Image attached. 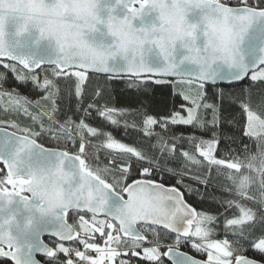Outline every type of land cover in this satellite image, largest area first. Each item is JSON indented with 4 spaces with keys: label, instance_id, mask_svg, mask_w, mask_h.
Here are the masks:
<instances>
[{
    "label": "snow or ice",
    "instance_id": "snow-or-ice-1",
    "mask_svg": "<svg viewBox=\"0 0 264 264\" xmlns=\"http://www.w3.org/2000/svg\"><path fill=\"white\" fill-rule=\"evenodd\" d=\"M5 2L0 0V124L23 134L13 132L0 143V153L10 146L9 155L0 156L7 169L6 175L0 173V211L18 202L29 215L23 227L15 220L17 212L0 218V259L14 264H164L167 257L171 264H264V259L247 255L251 251L264 257V221L237 209L231 194L217 195L225 189L212 175L217 169L238 168L230 161L249 149L244 140L251 139L249 129L257 113L264 114V31L249 37L253 23L264 20V0H198L214 5L225 23L213 57L200 62L198 74L182 75L176 85L181 91L173 92L171 99L163 93L157 97L147 87L152 77L157 84L165 83L163 78L173 76L176 68L159 40L153 43L163 57L162 67H149L141 48L138 58L131 57L132 67L120 73L83 42L79 52L66 53V43L52 24L35 39L38 44L49 33L56 38L60 54L45 63L14 54L15 48L28 47L19 41L22 33L13 31L17 42L7 38V27L16 28L21 6L31 5V11L38 12L37 0H7L15 5L9 9L11 16L3 10ZM151 2L122 0L119 7L125 15L118 24L107 25L114 43L121 41L120 25L131 18L134 26L136 14ZM229 19L239 27L229 25ZM246 39L260 44L261 55L251 65L242 49ZM219 65L240 70L227 89L209 83L222 75ZM246 78L253 83L240 87ZM121 79L128 88L137 86V97L129 100L137 105L134 111L112 102L113 82ZM21 116L27 121L23 126ZM123 116L129 119L121 120ZM178 127L192 131L177 132ZM109 128H123V139ZM37 138L57 147L46 148ZM54 162L58 172L65 164L78 171L82 192L73 203L61 205L55 227L32 230L31 212L43 202L36 200V175L28 173ZM165 180L175 183L166 186ZM185 194L207 203V209L190 206ZM221 232L224 238H217ZM44 235L56 239L45 241ZM185 243L207 259L180 251Z\"/></svg>",
    "mask_w": 264,
    "mask_h": 264
},
{
    "label": "clouds",
    "instance_id": "clouds-1",
    "mask_svg": "<svg viewBox=\"0 0 264 264\" xmlns=\"http://www.w3.org/2000/svg\"><path fill=\"white\" fill-rule=\"evenodd\" d=\"M121 3L122 0H115L113 5L103 9L102 14L101 0H37L35 7L39 9L38 12L31 11V5L21 6L23 11L15 14L16 28L13 31L23 35L35 32L37 38L41 35V29L47 31L50 25L55 24L58 29L56 36L66 43V53L79 52L83 42L101 52L108 66H117L119 61L125 70L132 67L133 55L137 58L140 56L141 48L145 63L148 52L155 48L159 53L154 40H159L166 47L169 62L175 67L183 63L193 66L194 71L187 73L189 75L198 74L200 62L205 57H213L219 29L225 23L224 14L214 5L201 4L198 0H152L142 12L136 14L140 25L130 26L133 22L128 18V22L120 25L121 41L114 43V37L108 35L107 25L110 22L119 23L121 17L115 12ZM2 7L5 14L11 16L9 9L15 5L6 0ZM153 13L154 22L145 23L144 17ZM190 15L192 19H189ZM228 24L239 27V22L233 19H229ZM45 39L52 42L55 52L60 54L56 38L49 33ZM181 52L183 54L177 60ZM160 58L163 60V57ZM250 111H255L254 107H250ZM249 135V149L233 160L238 168H222L219 175L232 195L239 198L238 208L246 211L253 220L264 221V215H260L264 213V114L257 113ZM63 168L58 172L54 162L42 171L28 173L37 177L33 185L36 200L43 202V206L37 205L35 210L39 216L54 219L61 205L73 203L80 196L82 189L78 171ZM86 188L85 183L84 190ZM245 200H252L257 207L244 204ZM109 209L116 211L112 202H109ZM206 222H209L208 218ZM242 227L238 226L236 230Z\"/></svg>",
    "mask_w": 264,
    "mask_h": 264
},
{
    "label": "water",
    "instance_id": "water-1",
    "mask_svg": "<svg viewBox=\"0 0 264 264\" xmlns=\"http://www.w3.org/2000/svg\"><path fill=\"white\" fill-rule=\"evenodd\" d=\"M114 3H115V0H101L102 14H103V9H105L106 6L113 5ZM134 7L138 8L139 4L134 5ZM115 14L119 15L120 17H123L125 15V9L118 7L116 9ZM192 18L193 17L190 15L189 19H192ZM154 20H155L154 13L149 14L144 17L145 23L154 22ZM140 23H141L140 20L134 21L135 26H139ZM262 31H264V20H260L258 22L253 23V25L249 29V37H251L253 34H256ZM7 32H8V37H7L8 40L10 42H17V38L13 35V29L11 25L7 27ZM35 39H36L35 32H33L31 35H22L21 37H19V41L26 42L28 44V47H17L14 49V54L24 55L26 57H30L33 60H40L41 62H45V63L56 58L57 53L55 52L54 45L52 44V42L46 39H42L37 44ZM242 49H243V53L245 57V62L248 63L249 65H251L252 62L261 55L259 51L260 49L259 42H256L255 45H252L251 41L249 39H246L245 43L242 46ZM182 54H183L182 52L178 54L177 60H179V55H182ZM146 63L149 67L153 69L162 67L163 60L162 58H160L158 50L154 48L153 50L147 53ZM117 66L118 68H114V71H118L120 73L125 72V68L122 66V64L119 61H117ZM213 67L215 68L217 66L214 65ZM192 71H194L193 66L187 63L178 64V66L174 69L173 76L165 77L163 79H182L181 77L182 75L187 74ZM239 71H240L239 69L228 68L225 65H219V72L222 73V75L213 79L209 83L211 85H217V84L228 85L229 81L239 74ZM152 78H156V77H152ZM13 132L15 131H12L5 127H0V143H2L3 139H6L7 137L11 136ZM17 135H22V133L17 132ZM37 143L39 142L37 141ZM9 148H5L4 152L0 153V156L7 157L9 155V153L7 152L9 151ZM46 148H51V147H46ZM0 165L3 167L5 172H7V169L3 166V164L0 163ZM65 167H67V164H65ZM8 187H9V190H11V185H8ZM22 194L26 196H30V193L28 192H24ZM186 203L188 202L186 201ZM12 212L18 213L15 216V220L21 225V227H23L25 223V218L29 215V213L26 212L23 206L18 202L12 204L11 207L6 208V210L0 211V218L8 217L9 214ZM31 216L33 218L32 219V230H35L41 226H46L49 229L56 226L57 222L54 219H51L49 217H41L35 211L31 212ZM46 237L53 238L54 240L56 239L55 237H51L49 235H44L43 239ZM65 243H68V242H65ZM180 251L185 252L183 250H180ZM38 257H43V256L37 255L36 259H39ZM196 258L200 260H205V259L198 258V257ZM164 259L169 264H171V261L167 257H164ZM5 260L9 261L10 264H14V262L11 259L5 258Z\"/></svg>",
    "mask_w": 264,
    "mask_h": 264
},
{
    "label": "trees",
    "instance_id": "trees-1",
    "mask_svg": "<svg viewBox=\"0 0 264 264\" xmlns=\"http://www.w3.org/2000/svg\"><path fill=\"white\" fill-rule=\"evenodd\" d=\"M3 69H0V71H2ZM8 74H11V73H8ZM12 75V74H11ZM251 75V73L249 74V76ZM155 79L156 78H151L147 87L149 88V90H154L157 97H159V95L161 93L169 96V98L171 99V95L173 92H176V93H179V87H177L176 85L179 84L181 82V79H164L166 82L165 83H162V84H157L155 83ZM253 82L250 81V79H245L244 82H243V85H241L240 87H244L246 85H249V84H252ZM129 84L131 85V81L129 80ZM214 88L216 86H219L221 88H224V89H227L228 88V85H224V84H217V85H212ZM113 96H112V102L113 104L117 107V108H124L125 111H134L135 108L137 107V105L135 103H129V100L130 99H134L137 97L138 93L135 91V88L137 87L136 85H131V88H128L125 86V82L123 79L121 80H118V81H114L113 82ZM259 88V85L256 86V88L253 89V92H256ZM176 101H177V106L179 105V101H180V97L177 96L176 97ZM170 106V105H169ZM235 107V105H234ZM7 119V117H5V120ZM13 119H15V117H13ZM20 122H21V126H23L24 123H26L27 121L25 120L24 117H20ZM121 120H127L129 119V117L127 116H123V117H120ZM0 127H5V128H8L12 131H15L17 132L16 129L10 127V125L8 123H3V124H0ZM109 131L113 132L116 136V138L118 139H123V136H122V132H123V128H109L108 129ZM158 130V129H157ZM177 132H184V133H187V132H191L192 129L191 128H184V127H178L176 129ZM18 133H21V132H18ZM23 134V133H22ZM37 141L39 143H43L44 146L46 147H51V148H56V144L54 142H48L47 138H45L43 141L40 139V138H37ZM124 142L126 143H131L130 140H127V139H124ZM245 143L247 144H251V141L250 139L248 138H245L244 140ZM236 158V157H235ZM234 158V159H235ZM230 162H233V161H230ZM219 170L220 169H217V170H214L212 175H213V181L218 185V186H221L225 189V191H217V195H224V196H228L229 194L232 195V193L228 190V185L225 181L222 180V178L220 177L219 175ZM0 173H3L6 175V172L5 170L3 169V167L0 165ZM159 179V178H158ZM165 185L169 186L170 184H174L175 181H168V180H165L164 181ZM186 183H192L191 181H186ZM196 187H199L198 185ZM186 195V201L192 206V207H195L197 208V210H206L208 205L207 203L205 204H200L196 197L195 196H189L187 194ZM233 202L236 203L237 205V209L238 208V203H239V198L233 196ZM244 204H247L249 205L250 207H257V205L252 201V200H245L243 201ZM218 207V206H217ZM237 209H233V211H237ZM260 215H264V213H261ZM258 221H260L258 219ZM171 235V234H170ZM97 236H99V234L97 233ZM217 238H224L223 236V232L220 233V235L217 237ZM45 241H49L51 242L53 239H48V238H44ZM102 244V242H101ZM67 245V243H66ZM163 250H166V249H162ZM180 250H183L195 257H198V258H202V259H205L206 255H201V254H198L196 252H194L191 248V246L187 243H185L184 245L181 246ZM247 255L249 257H252V258H255L257 260H261V259H264V257H260L259 255H255L254 253H252L251 251H249L247 253ZM39 260L43 261L44 260V257H38ZM163 261H164V264H169L164 258H163ZM0 264H10L9 261L5 260V259H0ZM142 264H148L147 261H142Z\"/></svg>",
    "mask_w": 264,
    "mask_h": 264
},
{
    "label": "rangeland",
    "instance_id": "rangeland-1",
    "mask_svg": "<svg viewBox=\"0 0 264 264\" xmlns=\"http://www.w3.org/2000/svg\"><path fill=\"white\" fill-rule=\"evenodd\" d=\"M8 77H9V79H12V75L11 74H8ZM181 91V89H179V92ZM99 234V233H98ZM101 246H103V244H101ZM96 255V254H95ZM95 255H93V257L95 258ZM207 259V258H206ZM205 259V260H206Z\"/></svg>",
    "mask_w": 264,
    "mask_h": 264
},
{
    "label": "flooded vegetation",
    "instance_id": "flooded-vegetation-1",
    "mask_svg": "<svg viewBox=\"0 0 264 264\" xmlns=\"http://www.w3.org/2000/svg\"><path fill=\"white\" fill-rule=\"evenodd\" d=\"M46 238H48V239H53V238H50V237H46ZM54 240V239H53Z\"/></svg>",
    "mask_w": 264,
    "mask_h": 264
},
{
    "label": "built area",
    "instance_id": "built-area-1",
    "mask_svg": "<svg viewBox=\"0 0 264 264\" xmlns=\"http://www.w3.org/2000/svg\"><path fill=\"white\" fill-rule=\"evenodd\" d=\"M113 234H115V233H113ZM95 253H92V255H94Z\"/></svg>",
    "mask_w": 264,
    "mask_h": 264
},
{
    "label": "crops",
    "instance_id": "crops-1",
    "mask_svg": "<svg viewBox=\"0 0 264 264\" xmlns=\"http://www.w3.org/2000/svg\"><path fill=\"white\" fill-rule=\"evenodd\" d=\"M207 257H205V259H206Z\"/></svg>",
    "mask_w": 264,
    "mask_h": 264
}]
</instances>
